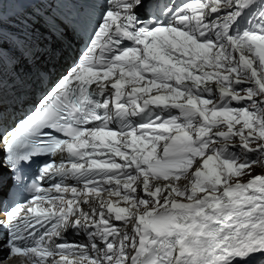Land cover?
Returning <instances> with one entry per match:
<instances>
[{"label":"snow or ice","instance_id":"snow-or-ice-1","mask_svg":"<svg viewBox=\"0 0 264 264\" xmlns=\"http://www.w3.org/2000/svg\"><path fill=\"white\" fill-rule=\"evenodd\" d=\"M36 86L0 264H264V0H0V122Z\"/></svg>","mask_w":264,"mask_h":264},{"label":"rangeland","instance_id":"rangeland-1","mask_svg":"<svg viewBox=\"0 0 264 264\" xmlns=\"http://www.w3.org/2000/svg\"><path fill=\"white\" fill-rule=\"evenodd\" d=\"M257 172H261V169H259V168H257V170H256Z\"/></svg>","mask_w":264,"mask_h":264}]
</instances>
